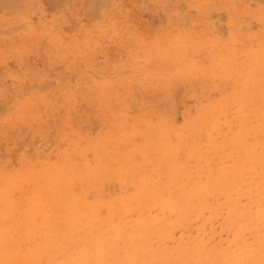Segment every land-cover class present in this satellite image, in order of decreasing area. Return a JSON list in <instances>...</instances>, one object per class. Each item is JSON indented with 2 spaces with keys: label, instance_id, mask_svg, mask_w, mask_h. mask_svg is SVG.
I'll return each mask as SVG.
<instances>
[{
  "label": "rangeland",
  "instance_id": "rangeland-1",
  "mask_svg": "<svg viewBox=\"0 0 264 264\" xmlns=\"http://www.w3.org/2000/svg\"><path fill=\"white\" fill-rule=\"evenodd\" d=\"M102 2L0 0V264H264V0Z\"/></svg>",
  "mask_w": 264,
  "mask_h": 264
},
{
  "label": "bare ground",
  "instance_id": "bare-ground-1",
  "mask_svg": "<svg viewBox=\"0 0 264 264\" xmlns=\"http://www.w3.org/2000/svg\"><path fill=\"white\" fill-rule=\"evenodd\" d=\"M172 1H173V0H172ZM93 2H94V1H93ZM97 2H98V3H97ZM97 2L95 1V3H97V5H95V7H96L97 11H99L100 9L98 10V8H97L98 5H99V7H101V9H102V5H100V4H101V3H100L101 1H100V2L97 1ZM99 3H100V4H99ZM105 3H106V2H105ZM107 3H108V2H107ZM93 4H94V3H93ZM93 4H92V6H93ZM102 4L104 5V0H103ZM90 5H91V4H90ZM180 5H181V4H179V6H180ZM180 7H185V6H183V4H182ZM106 8H107V5H106ZM104 9H105V8H104ZM105 10H106V9H105ZM94 11H96V10L93 9V13H94ZM189 12H190V11H189ZM93 13H92V10H91L89 13H87V15L90 14L89 19H91V16H93V15H94V16L97 15L96 13H95V14H93ZM190 13H191V12H190ZM192 13H193V12H192ZM193 14H194V13H193ZM222 14L224 15V13H222ZM87 15H86V17H87ZM220 15H221V14H220ZM88 16H89V15H88ZM194 16H195V15H194ZM221 16H222V15H221ZM223 17H224V16H223ZM223 17H221V19H222ZM164 18H165V17H164ZM224 19H226V17H225ZM254 25H255V24H254ZM254 25H253V27H255ZM215 27L218 28L217 25H216ZM222 27H223V26H222ZM222 27H220V28H222ZM220 28H219V29H220ZM219 29H218V30H219ZM222 29H223V28H222ZM216 30H217V29H216ZM220 30H221V29H220ZM47 88H48V87H47ZM222 108H223V107H222ZM164 109H166V108H164ZM0 115H1V114H0ZM178 118H179V116H178ZM239 119H240V118H239ZM179 121H180V119H179ZM177 123H178V122H177ZM51 135H52V134H51ZM27 139H28V138H27ZM25 141H26V140H25ZM25 141L23 142L24 144L26 143ZM30 141H31V140H30ZM189 141H190V140H189ZM34 142H35V141H34ZM34 142H33V143H34ZM39 142H40V141H39ZM37 143H38V141H37V139H36V144H37ZM42 143H43V142H42ZM36 144H35V146H36ZM42 145H44V143H43ZM3 147H4V146H3ZM32 147H33V145H32ZM30 148H31V147H30ZM31 149H32V148H31ZM31 149H30V150H31ZM15 152H16V151H15ZM216 152H217V151H216ZM17 153H19V152H17ZM216 160H217V159H216ZM230 160H231V159H230ZM6 165H7V164H6ZM8 165H9V164H8ZM10 166H11V165H10ZM151 175H152V174H151ZM142 177H143V176H142ZM33 182H34V181H33ZM263 183H264V182H263ZM263 183H262V184H263ZM260 185H261V184H260ZM33 187H34V186H33ZM37 200H38V199H37ZM38 201H40V200H38ZM38 201H37V202H38ZM125 201H126V200H125ZM133 201H134V200H133ZM124 203H125V202H124ZM132 203L135 204V202H132ZM132 203H131V204H132ZM37 204H38V203H37ZM131 204H130V206L133 205V204H132V205H131ZM36 206H38V205H36ZM114 206H115V205H114ZM28 207H29V206H28ZM116 207H117V205H116ZM128 207H129V206H128ZM158 208H159V207H158ZM158 208H157V210H158ZM84 209H87V207L84 208ZM89 209H90V208H89ZM114 209H115V208H114ZM157 210H156V211H157ZM103 211H105V210H103ZM143 211H144V210H143ZM54 213L56 214V212H54ZM54 213H53L51 216H54ZM63 213H64V212H63ZM63 213H62V214H63ZM103 213H104V212H103ZM152 213H153V212H152ZM167 214H168V213H167ZM101 215H102V213H101ZM142 215H143V214H142ZM145 215H146V214H145ZM159 215H160V214H159ZM159 215H157V216H159ZM51 216H49V217H51ZM99 216H100V215H99ZM132 216H133V215H132ZM147 216H148V215H147ZM45 217H46V216H45ZM45 217H44V218H45ZM145 217H146V216H145ZM148 217H149V216H148ZM171 217H173V216L171 215ZM124 219H125V218H124ZM166 219H167V218H166ZM147 220H148V218H147ZM128 223H129V222H128ZM149 223H150V222H149ZM215 223H216V222H215ZM208 225H209V224H207V226H208ZM168 229H169V228H168ZM168 229H167V230H168ZM217 229L219 230V228H217ZM218 230H217V231H218ZM179 232H180V230H179ZM177 233H178V232H177ZM194 233H195V232H194ZM176 235H177V234H176ZM200 236H201V235H200ZM207 236H208V235H207ZM224 236H225V235H223L222 237H224ZM41 238H42V237H41ZM183 239H185V238H183ZM204 239H205V238H204ZM215 239H216V238H215ZM216 240H217V239H216ZM58 241H59V240H58ZM166 243H167V242H166ZM174 244H175V243H173L172 245L174 246ZM181 244H182V243H181ZM169 245H171V244L169 243ZM190 245H191V244H190ZM18 260H19V259H18Z\"/></svg>",
  "mask_w": 264,
  "mask_h": 264
}]
</instances>
